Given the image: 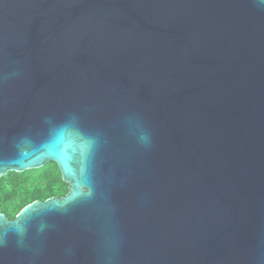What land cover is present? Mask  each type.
<instances>
[{
	"label": "water",
	"instance_id": "1",
	"mask_svg": "<svg viewBox=\"0 0 264 264\" xmlns=\"http://www.w3.org/2000/svg\"><path fill=\"white\" fill-rule=\"evenodd\" d=\"M0 264H264V0H0Z\"/></svg>",
	"mask_w": 264,
	"mask_h": 264
},
{
	"label": "trees",
	"instance_id": "2",
	"mask_svg": "<svg viewBox=\"0 0 264 264\" xmlns=\"http://www.w3.org/2000/svg\"><path fill=\"white\" fill-rule=\"evenodd\" d=\"M35 171L9 172L0 178V213L14 219L28 204L68 194V184L54 162L47 163L35 177Z\"/></svg>",
	"mask_w": 264,
	"mask_h": 264
},
{
	"label": "rangeland",
	"instance_id": "3",
	"mask_svg": "<svg viewBox=\"0 0 264 264\" xmlns=\"http://www.w3.org/2000/svg\"><path fill=\"white\" fill-rule=\"evenodd\" d=\"M42 168H43V167H42ZM42 168L35 169V170H30V172H31V171H35V172L32 173V174L35 176V174H36V173H39V172L41 171ZM35 177H37V176H35Z\"/></svg>",
	"mask_w": 264,
	"mask_h": 264
}]
</instances>
